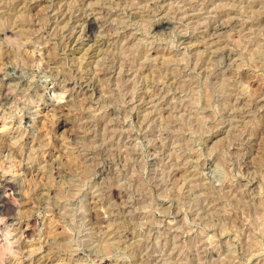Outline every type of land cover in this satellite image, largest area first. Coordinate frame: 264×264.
<instances>
[{
  "label": "rangeland",
  "instance_id": "1",
  "mask_svg": "<svg viewBox=\"0 0 264 264\" xmlns=\"http://www.w3.org/2000/svg\"><path fill=\"white\" fill-rule=\"evenodd\" d=\"M0 177V264H264V0H0Z\"/></svg>",
  "mask_w": 264,
  "mask_h": 264
},
{
  "label": "bare ground",
  "instance_id": "2",
  "mask_svg": "<svg viewBox=\"0 0 264 264\" xmlns=\"http://www.w3.org/2000/svg\"><path fill=\"white\" fill-rule=\"evenodd\" d=\"M61 8V7H60ZM191 17V16H190ZM92 23H93V21H91V19H89V23H88V32H87V35H86V37H87V40H91V39H93L94 38V35H93V31H92ZM75 42V41H74ZM90 43V42H89ZM220 52V51H219ZM114 63V62H113ZM78 69V68H77ZM105 73V72H104ZM87 81V80H86ZM256 106V105H255ZM1 178V177H0ZM250 187H251V185H250ZM249 194V193H248ZM10 195V194H9ZM9 195L8 194H5V195H2L1 196V198H0V200H1V204H0V209H3V208H5L6 207V204L8 203V201H9ZM11 197V196H10ZM12 200V199H11ZM12 205V204H11ZM7 208V207H6ZM5 208V209H6ZM4 223V222H3ZM1 226V225H0ZM116 227V226H115ZM16 237V236H15ZM14 238V237H13ZM201 248V247H200ZM206 256V255H205ZM214 263V262H213Z\"/></svg>",
  "mask_w": 264,
  "mask_h": 264
}]
</instances>
